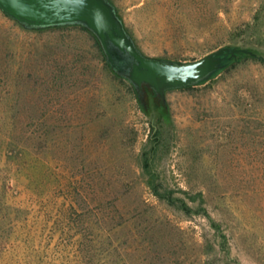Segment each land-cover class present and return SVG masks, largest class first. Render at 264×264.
<instances>
[{"label": "rangeland", "instance_id": "rangeland-1", "mask_svg": "<svg viewBox=\"0 0 264 264\" xmlns=\"http://www.w3.org/2000/svg\"><path fill=\"white\" fill-rule=\"evenodd\" d=\"M110 1L148 56L245 51L160 95L0 9V264H264V0Z\"/></svg>", "mask_w": 264, "mask_h": 264}, {"label": "water", "instance_id": "water-1", "mask_svg": "<svg viewBox=\"0 0 264 264\" xmlns=\"http://www.w3.org/2000/svg\"><path fill=\"white\" fill-rule=\"evenodd\" d=\"M0 9L27 28L81 24L99 39L108 61L141 89L160 95L167 88L197 83L222 68L227 54L245 49L222 47L195 61L174 62L148 56L127 32L110 0H0Z\"/></svg>", "mask_w": 264, "mask_h": 264}, {"label": "trees", "instance_id": "trees-1", "mask_svg": "<svg viewBox=\"0 0 264 264\" xmlns=\"http://www.w3.org/2000/svg\"><path fill=\"white\" fill-rule=\"evenodd\" d=\"M84 26V25H83ZM84 27H86V26H84ZM87 28V27H86ZM88 29V28H87ZM89 30V29H88ZM91 31V30H90ZM92 32V31H91ZM93 33V32H92ZM94 34V33H93ZM96 36V35H95ZM239 53V52H238ZM237 54V53H236ZM236 54H227L226 55V58L225 59H228L229 57H233V56H235Z\"/></svg>", "mask_w": 264, "mask_h": 264}]
</instances>
